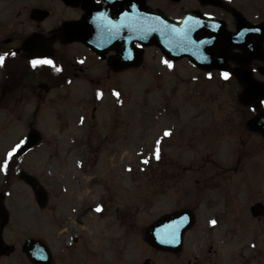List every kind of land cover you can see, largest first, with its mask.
I'll return each mask as SVG.
<instances>
[{
	"label": "flooded vegetation",
	"instance_id": "obj_1",
	"mask_svg": "<svg viewBox=\"0 0 264 264\" xmlns=\"http://www.w3.org/2000/svg\"><path fill=\"white\" fill-rule=\"evenodd\" d=\"M164 14L178 21L182 48L190 42L197 54L203 50L199 47L212 46L205 51V66L196 64L187 54L175 60L164 54L171 67L183 61L187 72L192 70L203 76L201 82L208 90L203 89L206 102L189 105L186 120L176 115L178 111L167 112L168 108H164L161 115L170 114L164 118L166 122H158L153 130L144 132L155 138L152 153L155 158L151 162L159 166L156 171L152 166L153 171L148 173L162 190L174 185L180 190L182 178L186 176L183 173L192 172L196 176L192 205L174 209H192L196 215L194 227L182 238L173 233L179 232V222L174 223L175 229L171 232L164 231L158 236L151 233L150 238L147 228L156 219L140 228L141 208L136 204V197L142 189L134 185L132 165L122 163L131 141L127 112L117 99L113 105L115 110L100 120L96 119V112L92 114V121L87 123L90 129L74 131V134H85L77 136L84 147L77 171L92 176L72 191L70 212H60L69 218L68 226L60 229L63 234L68 233L61 254L57 255L44 237L36 236L49 245L50 264L60 261L61 264H223L219 251L206 245L207 239L212 238L213 227L200 232L197 212L200 201L205 200L206 190L224 188L231 178L232 167L218 165L213 157L250 148L248 132L254 136V149H264V0H0V55L8 54L0 65V107L19 103L28 96L44 98V91L79 84L98 90L90 97L97 104L94 105L97 111L104 89L111 84L138 82L150 50L162 52L157 44L151 43L149 32H152L153 17L160 23ZM34 59H48L53 63L33 67ZM124 72L134 75L126 81L121 75ZM224 72L230 76L225 78ZM186 81L190 86L189 77ZM224 92L228 93L226 97ZM199 106L192 114L191 108ZM239 118L242 121H235ZM166 129L171 130V135H164ZM225 136L231 143L228 148L223 144ZM158 141L159 159L155 155ZM183 144L196 158L207 159L202 164H193L200 165V169L171 165L177 164L174 160ZM168 147L172 154L168 153ZM150 152L146 149L144 165L150 163ZM118 158L120 162H116ZM21 171L19 167L6 171L5 183L14 181V174ZM52 187H46L49 202L40 209L52 207L56 213L54 199L61 192L68 193V188L62 186V190L55 192ZM0 191L4 205L7 191ZM144 195L148 204L152 196L150 192ZM97 206L102 210L97 211ZM90 214L95 218L90 219ZM213 218L209 224L215 226L211 223ZM5 220L0 210V256L15 250L5 242ZM142 247L146 254L143 260Z\"/></svg>",
	"mask_w": 264,
	"mask_h": 264
},
{
	"label": "rangeland",
	"instance_id": "obj_2",
	"mask_svg": "<svg viewBox=\"0 0 264 264\" xmlns=\"http://www.w3.org/2000/svg\"><path fill=\"white\" fill-rule=\"evenodd\" d=\"M150 51L143 61L138 82L121 86L111 84L104 89L103 100L98 104L97 111L94 107L97 104L92 103L90 97L98 90L79 84L71 88L44 91V98L28 96L19 103L0 107V190L7 191L4 202L9 213L3 235L5 242L15 249L14 252L0 256V264H32L23 253L21 245L28 236L44 237L54 252L61 254L68 233L63 234L60 229L68 226L69 218L60 212H70V204H73L72 191L78 190V185L92 176L88 172L83 174L77 171V163L84 147L79 143L81 138L77 137L80 134H74V131L90 129L87 123L92 121V114L96 112V119L100 120L104 114L115 110L113 105L117 99L121 100V108L127 112L131 141L130 147L124 151L126 159L121 158L122 163L132 165L134 185L136 189H142L136 197V204L141 208L138 213L140 228L146 227L149 222L166 212L182 205H192L196 190V176L192 172L183 173L186 176L182 178L180 190L174 185L164 191L158 181L150 178L153 176L148 172L153 171L152 166L156 171L159 163L151 162L155 158L152 156L155 138L144 132L153 130L158 122H166L164 118L170 114L161 115L164 108H168L167 112L178 111L176 115H181L182 120L188 119V106L205 104L203 89L205 92L208 90L201 82L203 76L192 70L188 73L183 61L169 67L164 63L166 58L162 52L156 49ZM121 75L128 81L134 74L124 72ZM187 77L190 78V86L187 85ZM117 92L119 96L115 94ZM227 95L224 92V97ZM199 108L200 106L192 107V114ZM158 111L159 115L156 114ZM171 117L174 118L173 115ZM84 120L87 121L86 125ZM240 120L242 121L240 118L235 121ZM31 126L40 130L43 140L29 152L16 157V160H19L23 169L37 175L46 187L52 185L55 192L62 190V186L68 188V193L61 192L54 199L53 204L58 207L56 213L52 211V207L41 210L30 186L17 176L11 186H6L4 180L5 161L8 164L13 158V149L16 150V145ZM151 134L154 135V132ZM247 135L250 138L249 145L252 144L250 148L235 154L224 152L222 156L213 157L218 165L232 167L231 178L224 188L206 190L205 200L200 201L197 212L200 216V232L213 227L212 238L207 239L206 245H212L214 250L219 251L223 264H264V216L254 217L250 213L252 205L259 201L264 203V149H254V136L249 135V132ZM223 144L228 145L227 148L231 144L227 141V136ZM146 149L151 151V157L150 163L144 165L142 159L146 155ZM179 150V156L174 160L177 164L172 163V166L181 164L182 169H200L199 164L207 161L200 156L196 158L184 144ZM9 153L12 155L9 156ZM168 153L172 154L171 147H168ZM116 162H120V158ZM198 162L199 166L193 165ZM122 167L123 165H119V168ZM153 182L155 184L151 185ZM148 192L153 201L150 199L147 204L144 194ZM211 217L216 221L215 226L209 224ZM89 218L95 217L90 214ZM74 219L70 220V224ZM141 251L143 260L146 256L143 247ZM57 264H61V261Z\"/></svg>",
	"mask_w": 264,
	"mask_h": 264
},
{
	"label": "water",
	"instance_id": "obj_3",
	"mask_svg": "<svg viewBox=\"0 0 264 264\" xmlns=\"http://www.w3.org/2000/svg\"><path fill=\"white\" fill-rule=\"evenodd\" d=\"M164 18L167 17L164 16ZM169 28H170L169 31L168 30L166 31L162 30L160 32L153 31V33L150 34L151 40L155 41V43L158 44L163 51L165 50L172 51V49L176 47L177 50L176 57H179L182 55V52H180L179 50L177 25L175 23L173 24L169 23ZM208 48H211V46H209ZM198 62L201 64V61ZM41 139H42V134L40 133V131L36 128L31 129V131L24 138V140L18 145L19 147L17 152L19 154H23L30 148L34 147L36 143L41 141ZM19 177L27 181L32 186V188L36 193L37 199L40 202L41 207L46 206L48 202L47 191L46 189H44L39 179L29 174L27 171H22ZM0 195H1L0 210L2 211L4 216L7 217L6 209L4 208L1 202L3 196L2 194ZM251 213H253L254 216H260L261 214H264L263 202H259L251 206ZM194 221H195V215H193L192 212L188 209H182L181 211H176L171 214L163 215L159 220H157L148 227L149 228L148 238H150L151 233L155 232L156 235H159L164 233V231L168 232L170 231V229L171 230L175 229L174 223L176 222H179L180 224V227L177 228L179 229V232L178 233L173 232V233H176L177 236L180 238V236L182 237L184 231L190 228V226L194 224ZM23 251L27 254V256L30 257V259L34 264H42L43 261L45 262V264H50L51 262L52 255L50 254L49 247L41 238L36 239L33 237H29L23 244Z\"/></svg>",
	"mask_w": 264,
	"mask_h": 264
},
{
	"label": "snow or ice",
	"instance_id": "obj_4",
	"mask_svg": "<svg viewBox=\"0 0 264 264\" xmlns=\"http://www.w3.org/2000/svg\"><path fill=\"white\" fill-rule=\"evenodd\" d=\"M7 55H8V54H2V55H0V65H3V64H4V62H5V58H6ZM12 55H15V54L12 53ZM31 63H32L33 67H35L37 64H52L53 61L48 60V59H34V60H32ZM164 63L168 64L169 67L172 66V65H171V62H169V61H167V60H165ZM209 75H211V74L209 73ZM222 75H223L225 78H228V77L230 76V73H228V72H224V73H222ZM115 94H116L117 96L120 95L118 92L115 93ZM164 135H165V136H169V135H171V130H170V129H166L165 132H164ZM14 151H15V149H13V152H14ZM11 155H12V153H9V156H11ZM155 155H156V158L159 159V156H160L159 141L157 142V147H156ZM145 162H147V161H145ZM4 167H5V168L7 167V161H5ZM96 210H97V211H101V210H102V209H101V206H97V209H96ZM211 223H212V224H215L216 221L213 220V221H211Z\"/></svg>",
	"mask_w": 264,
	"mask_h": 264
},
{
	"label": "trees",
	"instance_id": "obj_5",
	"mask_svg": "<svg viewBox=\"0 0 264 264\" xmlns=\"http://www.w3.org/2000/svg\"><path fill=\"white\" fill-rule=\"evenodd\" d=\"M16 168V166H14Z\"/></svg>",
	"mask_w": 264,
	"mask_h": 264
}]
</instances>
